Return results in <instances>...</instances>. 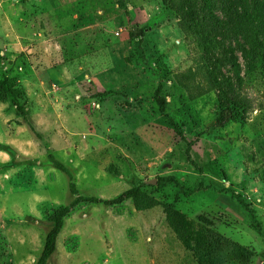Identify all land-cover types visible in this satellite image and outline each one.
Listing matches in <instances>:
<instances>
[{
  "label": "rangeland",
  "instance_id": "rangeland-1",
  "mask_svg": "<svg viewBox=\"0 0 264 264\" xmlns=\"http://www.w3.org/2000/svg\"><path fill=\"white\" fill-rule=\"evenodd\" d=\"M64 63L82 83L79 101L61 97ZM5 76L23 110L0 99V264H37L60 206L144 181L141 210L133 200L110 211L74 207L48 264H264V74L246 76L247 117L215 126L218 91L203 47L163 0H0ZM103 87L117 105L101 121ZM56 106L68 120L87 112L93 124L71 134ZM125 120L132 130L123 134ZM167 206L201 224L176 221L189 245Z\"/></svg>",
  "mask_w": 264,
  "mask_h": 264
},
{
  "label": "trees",
  "instance_id": "trees-1",
  "mask_svg": "<svg viewBox=\"0 0 264 264\" xmlns=\"http://www.w3.org/2000/svg\"><path fill=\"white\" fill-rule=\"evenodd\" d=\"M163 1L170 10L176 12L184 29L195 35L203 47L205 59L209 63L218 91L219 107L215 126L223 127L234 119L246 118L252 104L245 93L246 76L258 71L264 74V0ZM130 35L133 38L134 31H131ZM244 66L247 67L246 73L243 72ZM227 67L228 71L223 70ZM160 92L161 87L156 92L157 101L161 112L165 113L166 100L161 97ZM110 93L107 91L100 96ZM6 98H11L17 110H23L7 76L0 80V99ZM10 148L7 151H10ZM49 158L56 168L68 173L65 164L56 159L52 153H49ZM146 185L151 186L144 181L113 198H102L96 195L78 196L72 203L60 206L49 217L52 228L46 236L44 249L37 264H48L50 257L57 249V239L65 227L66 219L79 203L89 202L115 206L133 200L135 208L141 210L148 206L142 203L143 197H146L142 186ZM228 190L241 206L252 212L247 201L236 189L229 188ZM74 192L76 193V190ZM170 207L173 206L166 207L168 222L179 235L181 233L180 236L183 239L184 234L176 225V221L180 224L186 223L192 229L200 230L201 224H196L180 211L171 212ZM201 218L204 217L201 216ZM201 235L198 232L194 237L199 238ZM184 240L185 244L189 245L186 239Z\"/></svg>",
  "mask_w": 264,
  "mask_h": 264
},
{
  "label": "crops",
  "instance_id": "crops-1",
  "mask_svg": "<svg viewBox=\"0 0 264 264\" xmlns=\"http://www.w3.org/2000/svg\"><path fill=\"white\" fill-rule=\"evenodd\" d=\"M60 6H62V3L57 4L55 6V8H57V7L59 8ZM61 16H63V15L61 14ZM47 17L55 18V19L59 20L60 15L59 16L57 15V16L54 17L53 14L49 13V14H47ZM43 71L47 72V74L50 75V70L49 69H43ZM56 72H57L58 77H61V79L64 78L63 79L64 80L63 81L64 85L60 86L61 87L60 88L61 97L64 99V101H70V99H77V101H79L80 99H82L83 94H81L80 92H75V93L73 92V90L76 89L75 87H81L82 83H79L78 81L75 80L76 73L71 68V66L64 63V64H62L61 68H58L56 70ZM34 73L35 72H33V76H34ZM85 76L88 77V74H86ZM69 88H72V91H69L68 90ZM81 88H83V86ZM104 88L105 87H103V89H101V91H102L101 93H98V96L100 98H99L98 103H96V107L98 108L99 113L102 112L101 114H98V120H101V121H103V119L105 118L104 114L105 115L107 114L109 107L113 106V105H115V106L117 105V102H115V103L111 102V99L116 95L115 93L112 92L109 95L100 96V94L105 93L104 92ZM86 90L88 91L87 94L90 93V91H91L90 87H88L87 89L84 87V90L82 92L86 93ZM69 92L72 93L73 96L69 97V95L67 94ZM95 98L98 99L97 97H95ZM93 99H94V97H93ZM89 104H87L86 106H89ZM116 111H118V109H116ZM56 112H57L56 115H57L58 118L66 119V121H68L67 125H68L69 128L66 127V130L67 131L72 130L73 132L71 134H74V135L84 133L85 129H83L82 126L85 125L84 128L88 127V126L91 127V125L93 124L92 118H91L92 116L89 115L87 112L86 113H81L79 115L77 113H74V115H73L74 117H73L72 120H68L69 116H68L67 112H65L64 109H61L58 106H56ZM116 115H117V112H116ZM118 116H120V115L118 114ZM122 124H123V127H125L124 128L125 130L121 131V133L124 134L126 129L128 130V132L132 130V126L126 120ZM96 130H99L98 126H97ZM99 196L102 197V198H105L104 194H100ZM126 202H130V200H128ZM126 202H125V204H126ZM93 205H95V204H92V206ZM106 207H109V209H108L109 211L112 209L111 206H106ZM134 210H136V209H134ZM73 216H74V213H73ZM84 216L87 217L88 214H84ZM108 216L109 217H114L111 214H109ZM123 216L124 215L121 214V217H123Z\"/></svg>",
  "mask_w": 264,
  "mask_h": 264
},
{
  "label": "water",
  "instance_id": "water-1",
  "mask_svg": "<svg viewBox=\"0 0 264 264\" xmlns=\"http://www.w3.org/2000/svg\"><path fill=\"white\" fill-rule=\"evenodd\" d=\"M150 183H156V179H152L151 181H149Z\"/></svg>",
  "mask_w": 264,
  "mask_h": 264
}]
</instances>
